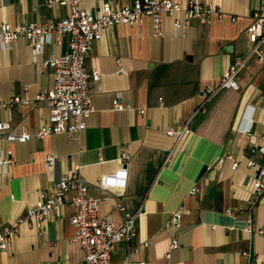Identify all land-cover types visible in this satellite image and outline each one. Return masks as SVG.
<instances>
[{
    "label": "crops",
    "instance_id": "obj_1",
    "mask_svg": "<svg viewBox=\"0 0 264 264\" xmlns=\"http://www.w3.org/2000/svg\"><path fill=\"white\" fill-rule=\"evenodd\" d=\"M133 1L80 0V5L92 13L106 2L118 8ZM172 1L185 7L188 0ZM199 1L211 2L219 14L177 31L173 17L163 15L157 37L149 19L102 31L84 58L85 69L99 73L97 81H87L93 111L74 137L7 140L47 122L49 109L35 98L54 82L52 69L43 63L68 51L69 36L40 52L22 38L0 44V99H21L8 111L0 110V121L9 123L0 131V159L12 151L11 162L0 164V233L18 228L0 253V264L83 263L70 223L71 191L46 220L18 223L40 193L54 195L58 179L73 171L101 200L103 219L118 225L126 213L141 212L130 260L247 264L242 253L251 248L264 263V234L257 233L264 228V196L249 214L257 169L247 167L243 158L253 146L264 145V60L250 57L237 75V89L216 90L203 110L194 112L203 92L217 88L234 59L248 56L246 29L253 13L264 11V0ZM67 14L66 5L47 0H0V25L58 21ZM186 123L188 130L178 139L167 135ZM226 152L238 159L235 170L231 161H220ZM47 157L53 158L50 164ZM104 175H116L122 184L101 189L98 181ZM194 187L197 193L191 194ZM177 209L181 223L173 233L167 221ZM173 237L177 246L170 249ZM126 257L127 245L116 243L111 264H124Z\"/></svg>",
    "mask_w": 264,
    "mask_h": 264
},
{
    "label": "built area",
    "instance_id": "obj_2",
    "mask_svg": "<svg viewBox=\"0 0 264 264\" xmlns=\"http://www.w3.org/2000/svg\"><path fill=\"white\" fill-rule=\"evenodd\" d=\"M48 3H57L68 7V14L58 21H34L20 25H0V44L8 46L11 42L22 38L26 40L34 51L40 52L45 45L59 44L62 37L69 36L68 51L58 57L45 61L43 64L52 69L54 82L51 88L46 89L35 97L37 101L48 107L47 122L34 131L23 130L17 135H8L11 142L24 143L31 138L41 139L52 134H65L76 136L86 128V119L93 111V106L88 89V80L97 81V71H87L84 67V58L91 50L93 43L97 41L104 29L113 25H133L141 23L145 19L151 21L152 34L161 35V23L163 15L173 17L172 26L175 31L188 27L194 20H209L214 14H219L218 9L211 3H202L199 0H188L185 7H181L172 0H134L130 5L114 8L109 2L103 3L94 12H87L80 5V0H47ZM181 14V18L176 15ZM247 40L250 43V51L246 58H236L222 75L216 89H206L202 94L201 103L195 109V113L203 110L204 104L220 88L237 89V75L245 67L250 57L264 60V11H255L251 22L246 29ZM19 97H12L8 101L0 99V110H9L13 104L20 102ZM120 108L117 101L114 102ZM186 123L180 130H167L168 136L178 139L183 132L188 130ZM9 129V123L0 121V131ZM12 151H7L6 159H0V164L11 162ZM247 167H256L257 175L253 181V189L249 198L247 210L250 212L264 196V145L253 146L248 156L243 157ZM128 155L123 153L121 160L126 161ZM231 161V169L238 166V159L230 152H226L220 161ZM50 164L52 157H47ZM123 172H121L122 176ZM116 175H104L98 185L101 189L113 187L118 182ZM72 192L71 202L74 213L70 223L74 228V240L83 251L82 264H111V253L116 243L123 241L127 245V257L124 264H145L130 260L129 254L133 251L131 242L135 236V218L140 215L126 213L121 217L118 225L103 219L100 211L101 200L91 196L88 192L87 182L79 172L62 175L56 183L54 195L40 193V198L30 207L25 215L18 220L42 222L46 220L54 206L62 205L66 192ZM191 194H196L194 187ZM118 208V205L116 204ZM227 214L233 215L232 211ZM181 209L173 211L167 221V226L173 229V233L180 229ZM251 220L248 219L250 224ZM17 227L6 229L0 233V253L5 250L16 232ZM264 234V228L257 230ZM177 246L173 237L170 249ZM247 264H264L257 261L251 248L242 253ZM168 257V255H167Z\"/></svg>",
    "mask_w": 264,
    "mask_h": 264
}]
</instances>
